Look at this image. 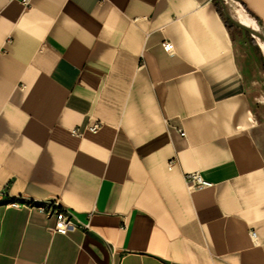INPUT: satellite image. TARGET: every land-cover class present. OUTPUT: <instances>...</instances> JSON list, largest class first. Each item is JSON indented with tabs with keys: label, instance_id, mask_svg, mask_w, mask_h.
<instances>
[{
	"label": "crops",
	"instance_id": "obj_1",
	"mask_svg": "<svg viewBox=\"0 0 264 264\" xmlns=\"http://www.w3.org/2000/svg\"><path fill=\"white\" fill-rule=\"evenodd\" d=\"M216 3L0 0V264H264V119Z\"/></svg>",
	"mask_w": 264,
	"mask_h": 264
},
{
	"label": "rangeland",
	"instance_id": "obj_2",
	"mask_svg": "<svg viewBox=\"0 0 264 264\" xmlns=\"http://www.w3.org/2000/svg\"><path fill=\"white\" fill-rule=\"evenodd\" d=\"M220 1L221 4L223 1L232 9H235L240 14L255 21L233 0ZM222 9L225 18L229 19V21L233 24L232 32L235 40L236 54L244 63V71L246 73V78L248 79L249 88L253 91V94L258 101L259 111L261 117L264 119V51L262 43L258 38L252 36L248 31L240 28L226 13L223 7ZM255 23L259 26L264 35V28L256 21Z\"/></svg>",
	"mask_w": 264,
	"mask_h": 264
},
{
	"label": "built area",
	"instance_id": "obj_3",
	"mask_svg": "<svg viewBox=\"0 0 264 264\" xmlns=\"http://www.w3.org/2000/svg\"><path fill=\"white\" fill-rule=\"evenodd\" d=\"M19 3L25 8L29 5L30 0H18ZM235 3L239 5V3L236 0H233ZM240 6V5H239ZM241 7V6H240ZM161 47L165 51H169L172 48V45L168 41H163L161 43ZM98 127V123H92L88 129L90 131H95ZM73 133H75V130H72ZM180 135H183V132H180ZM173 163V160L168 161L167 167H170ZM184 182L186 185L190 187H196V186H201V185H207L208 183L203 181L200 176L197 173H188L184 175ZM9 204L11 206H17L18 201L16 199H12ZM36 208L44 213L45 215L52 216L54 218V224L52 230L56 233L60 234H65L67 231L72 229L75 226V222L73 220V217L70 213V211L60 205V203L57 201V199H50L43 201L41 203H38L36 205ZM253 233L250 232V235Z\"/></svg>",
	"mask_w": 264,
	"mask_h": 264
},
{
	"label": "bare ground",
	"instance_id": "obj_4",
	"mask_svg": "<svg viewBox=\"0 0 264 264\" xmlns=\"http://www.w3.org/2000/svg\"><path fill=\"white\" fill-rule=\"evenodd\" d=\"M222 7L240 28L248 31L252 36L258 38L261 41L264 51V35L259 26L255 23V21L240 14L235 9H232L230 6L226 5L223 1Z\"/></svg>",
	"mask_w": 264,
	"mask_h": 264
},
{
	"label": "trees",
	"instance_id": "obj_5",
	"mask_svg": "<svg viewBox=\"0 0 264 264\" xmlns=\"http://www.w3.org/2000/svg\"><path fill=\"white\" fill-rule=\"evenodd\" d=\"M215 6H216V10L218 11V13H220V15L222 16L221 11H220V8H219V6H218L217 3H216ZM245 11H246V13H247L250 17L254 18V20H256V22H257L258 24H260V22H259L254 16H252L247 10H245ZM222 12H223V9H222ZM223 14H224V13H223ZM228 21H229V19H226V20L224 19V23H225L226 28H227L228 30H231L232 27H233V26H232L233 24L229 21V22L232 24V25H231Z\"/></svg>",
	"mask_w": 264,
	"mask_h": 264
},
{
	"label": "water",
	"instance_id": "obj_6",
	"mask_svg": "<svg viewBox=\"0 0 264 264\" xmlns=\"http://www.w3.org/2000/svg\"><path fill=\"white\" fill-rule=\"evenodd\" d=\"M218 2H219V5H220V8H221V13L223 14V12H222V4H221V1L220 0H218ZM223 16H224V14H223ZM225 17V16H224ZM229 22V21H228ZM230 23V22H229ZM231 24V23H230ZM232 25V24H231Z\"/></svg>",
	"mask_w": 264,
	"mask_h": 264
}]
</instances>
